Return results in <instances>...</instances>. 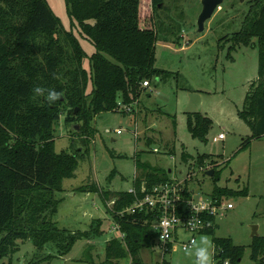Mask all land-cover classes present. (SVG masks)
<instances>
[{"label":"trees","instance_id":"16d2710c","mask_svg":"<svg viewBox=\"0 0 264 264\" xmlns=\"http://www.w3.org/2000/svg\"><path fill=\"white\" fill-rule=\"evenodd\" d=\"M150 1L154 9L164 4V0ZM143 4V0H66L72 28L79 29L95 48L88 56L73 31L61 28L46 0H0V264H13L9 259L20 250V242L30 240L39 251L53 244L57 257H65L77 242L104 236L100 220L86 231L60 229L53 221L60 205L54 196L63 191L64 180L75 177L80 160L68 152L55 151V132L62 115H66V125L86 126L98 113L114 111L120 99L125 104L133 102L140 96L144 81L166 75L155 68L158 36L154 17H150V26L142 21ZM250 5L237 44L256 46L251 43L256 39L259 76L239 116L252 131V139H259L264 136V0H251ZM85 59L89 69L84 67ZM90 85L92 90L87 93ZM187 127L193 138L205 143L213 121L190 113ZM250 140L241 150L249 148ZM140 158L141 154L137 155V195L101 192L95 186L80 189L100 193L113 224L124 235L106 243L103 262L89 258L85 263L147 264L141 251L151 247L153 239L157 241L158 234L152 228L155 219L145 212L124 211L144 196L142 187L148 190L172 178ZM191 158L186 153L181 156L184 163ZM214 158L201 155L199 167L207 160L217 165ZM212 181L213 191L208 195L218 206L225 198L248 195V190L219 187L217 169ZM204 218L212 224L204 234L212 236L219 264H240L246 248L231 238L216 236V216ZM250 248L252 261L264 264V237L253 238ZM5 259L10 262L5 263Z\"/></svg>","mask_w":264,"mask_h":264},{"label":"rangeland","instance_id":"374dc122","mask_svg":"<svg viewBox=\"0 0 264 264\" xmlns=\"http://www.w3.org/2000/svg\"><path fill=\"white\" fill-rule=\"evenodd\" d=\"M46 1L61 28L73 31L88 56L94 54L93 45L79 29L72 28L66 0ZM250 2L224 0L206 22L205 31L199 33L202 0H164V7L159 9H154L150 0H143L142 21L149 25L150 17H154L158 36L155 68L166 75L155 76L149 88L142 84V92L133 102L125 104L120 99L114 111L98 113L86 126L79 124V131L74 125H66V115H62L55 132V151L68 152L80 160L75 177L64 180L63 191L54 196L60 205L53 221L60 229L86 231L100 220L104 236L77 242L65 257H57L53 244L39 251L30 240L20 242V250L9 259L13 264H87L89 258L103 262L106 243L118 233L112 230L113 221L100 193L80 189L95 186L101 192L129 191L139 175V154L142 162L166 171L172 179L189 178L187 185L194 193H212L214 184L207 173L215 169L219 187L248 190L247 197L224 199L230 207L220 211L215 234L246 248L240 264H256L251 259L250 245L253 227H258L259 237H264V136L252 139V131L239 112L252 84L258 80L259 51L256 39L251 42L256 46L237 44ZM84 67L89 69L88 59L84 60ZM91 90L90 85L87 93ZM191 93L201 96V108L190 102ZM190 113H200L213 121L207 142L190 134ZM220 134L225 139L214 143L213 138ZM248 140L249 148L241 150ZM183 153L192 156L188 163L182 162ZM201 155L215 157L218 164L211 165L207 160L200 168ZM113 171L116 173L111 178ZM152 243L141 251V258L147 264L161 263L158 241L153 239ZM214 252L212 236L201 233L194 251L179 249L168 253L165 259L171 264H219Z\"/></svg>","mask_w":264,"mask_h":264},{"label":"built area","instance_id":"2783aa9c","mask_svg":"<svg viewBox=\"0 0 264 264\" xmlns=\"http://www.w3.org/2000/svg\"><path fill=\"white\" fill-rule=\"evenodd\" d=\"M143 87L149 88L150 82L144 81ZM118 134H121V131H118ZM224 139L225 135L220 134L213 138V142L217 143ZM154 151L158 152L157 149ZM188 180L190 179L184 176L181 180L172 179L170 182L156 185L148 190L142 187L141 192L144 193V196L137 199L132 207L124 211V213L138 211L153 215L155 220L152 223V228L158 234L156 246L162 252L163 260L161 262L166 260L165 257L168 253L179 249L183 252L194 251L197 245V236L212 225L204 216L218 217L220 211L230 207V204L226 205L225 201L218 206L217 201L208 194L194 193L193 189L187 185ZM129 192L137 195L135 187H132ZM111 203L110 206H113L114 201ZM112 230L118 233L117 238H124L117 225H114ZM185 235H188L186 239ZM224 264H229V261Z\"/></svg>","mask_w":264,"mask_h":264},{"label":"water","instance_id":"95a60500","mask_svg":"<svg viewBox=\"0 0 264 264\" xmlns=\"http://www.w3.org/2000/svg\"><path fill=\"white\" fill-rule=\"evenodd\" d=\"M224 0H202V12L198 18V32L202 33L205 31V24L208 20L212 19L215 11L219 6L223 4ZM190 102L195 104L198 108H201L202 99L201 96L197 93H191L189 95ZM78 111V110H77ZM73 128L79 131V126L74 125ZM209 177L214 176V171L211 170L207 173ZM259 237L258 227H253L252 238Z\"/></svg>","mask_w":264,"mask_h":264}]
</instances>
